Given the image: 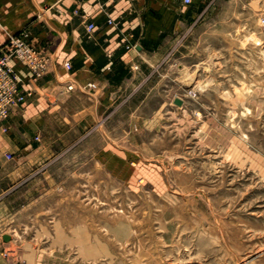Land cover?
<instances>
[{"label":"rangeland","instance_id":"rangeland-1","mask_svg":"<svg viewBox=\"0 0 264 264\" xmlns=\"http://www.w3.org/2000/svg\"><path fill=\"white\" fill-rule=\"evenodd\" d=\"M241 8L6 198L0 264H264V0Z\"/></svg>","mask_w":264,"mask_h":264},{"label":"crops","instance_id":"crops-1","mask_svg":"<svg viewBox=\"0 0 264 264\" xmlns=\"http://www.w3.org/2000/svg\"><path fill=\"white\" fill-rule=\"evenodd\" d=\"M248 1L0 0V46L25 32L51 62L37 80L18 60L10 62L21 87L33 94L0 121V209L22 183L56 161L59 145L86 141L101 119L135 98L200 22L236 20ZM109 17L116 25L107 24ZM88 82L97 87L79 89Z\"/></svg>","mask_w":264,"mask_h":264},{"label":"built area","instance_id":"built-area-1","mask_svg":"<svg viewBox=\"0 0 264 264\" xmlns=\"http://www.w3.org/2000/svg\"><path fill=\"white\" fill-rule=\"evenodd\" d=\"M191 1L184 0V3L190 4ZM107 24L116 25L111 17L107 18ZM86 27L88 32H92L95 24L90 22ZM260 27L264 33V17L260 20ZM12 59H16L24 65L31 72L34 80L46 74L51 63L47 54L40 52L29 42L25 32L11 35L7 43L0 46V121L2 122H5L14 109L33 94L32 90L21 87L19 74L10 64ZM64 67L71 70L73 66L67 60L64 62ZM96 87V83L88 82L81 85L79 89H95ZM73 88V85L68 86V89Z\"/></svg>","mask_w":264,"mask_h":264},{"label":"water","instance_id":"water-1","mask_svg":"<svg viewBox=\"0 0 264 264\" xmlns=\"http://www.w3.org/2000/svg\"><path fill=\"white\" fill-rule=\"evenodd\" d=\"M174 103L177 105H182L184 103V100L180 97H176L174 99ZM2 237H3V240H5V241H9L11 238V236L9 234H4Z\"/></svg>","mask_w":264,"mask_h":264},{"label":"bare ground","instance_id":"bare-ground-1","mask_svg":"<svg viewBox=\"0 0 264 264\" xmlns=\"http://www.w3.org/2000/svg\"><path fill=\"white\" fill-rule=\"evenodd\" d=\"M192 95H195L194 91H190Z\"/></svg>","mask_w":264,"mask_h":264}]
</instances>
